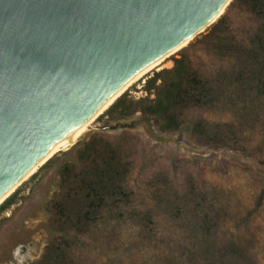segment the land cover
<instances>
[{
	"label": "rangeland",
	"instance_id": "374dc122",
	"mask_svg": "<svg viewBox=\"0 0 264 264\" xmlns=\"http://www.w3.org/2000/svg\"><path fill=\"white\" fill-rule=\"evenodd\" d=\"M177 56L178 52L161 68L171 67ZM153 71L124 93L135 101L143 97L141 87ZM99 116L76 142L94 131L107 136L137 134L141 145L129 178L136 194L120 211L100 213L82 225L83 244L72 255L73 264H201L186 211H203L227 238L255 251L259 264H264L263 96L235 90L205 114L233 137L234 146H199L184 130L162 133L157 118L139 108L129 117L147 119L161 138L151 137L142 125L99 131L114 121L104 122ZM30 177L16 188L23 198L0 216V264H34L44 252L47 235L41 227L45 214L40 204L56 188L57 178L53 170Z\"/></svg>",
	"mask_w": 264,
	"mask_h": 264
},
{
	"label": "water",
	"instance_id": "95a60500",
	"mask_svg": "<svg viewBox=\"0 0 264 264\" xmlns=\"http://www.w3.org/2000/svg\"><path fill=\"white\" fill-rule=\"evenodd\" d=\"M231 1L0 0V197L131 77L200 34ZM137 125L161 138L145 118L98 130Z\"/></svg>",
	"mask_w": 264,
	"mask_h": 264
},
{
	"label": "trees",
	"instance_id": "16d2710c",
	"mask_svg": "<svg viewBox=\"0 0 264 264\" xmlns=\"http://www.w3.org/2000/svg\"><path fill=\"white\" fill-rule=\"evenodd\" d=\"M172 62L144 80L143 97L135 101L122 93L99 118H126L139 108L157 118L162 133L184 130L199 146H234L233 137L205 114L235 90L264 97V0H233L207 33L178 51ZM137 145L141 139L134 133L94 131L38 169L53 170L57 180L40 204L47 239L34 264H73L72 255L83 244L82 225L132 200L136 191L129 178L137 167ZM21 198L18 188L0 204V216ZM185 219L201 264H259L255 251L227 238L203 211H186Z\"/></svg>",
	"mask_w": 264,
	"mask_h": 264
},
{
	"label": "bare ground",
	"instance_id": "6f19581e",
	"mask_svg": "<svg viewBox=\"0 0 264 264\" xmlns=\"http://www.w3.org/2000/svg\"><path fill=\"white\" fill-rule=\"evenodd\" d=\"M204 27L201 28V30ZM204 31V30H203ZM196 33H193L190 37L187 39L181 41L177 45L173 46L154 60H152L150 63H148L145 67H143L139 72H137L133 77H131L126 83H124L118 90H116L110 97H108L91 115L88 119H86L81 125L76 127L74 130H72L70 133L65 135L63 138H61L49 151V153L37 164H35L29 171L25 174V176L17 182L15 185H13L7 192H5L0 197V204L14 191L20 183L24 182L28 177H30L33 173H35L42 165V163L48 159L51 155L56 154L59 151L66 150L70 148L83 133L88 129L90 124L100 115L102 114L113 102L114 100L124 93L126 90H128L133 84L137 83L140 80H143L146 75L151 73L152 70L160 69L162 66H165L167 64V60L172 56L175 55L178 51L182 49L184 45L190 40L191 37H194ZM191 41V40H190Z\"/></svg>",
	"mask_w": 264,
	"mask_h": 264
}]
</instances>
